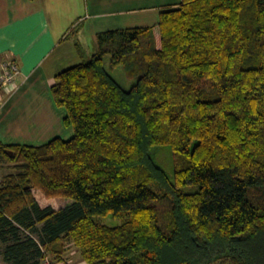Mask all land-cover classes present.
I'll use <instances>...</instances> for the list:
<instances>
[{"label":"trees","instance_id":"trees-1","mask_svg":"<svg viewBox=\"0 0 264 264\" xmlns=\"http://www.w3.org/2000/svg\"><path fill=\"white\" fill-rule=\"evenodd\" d=\"M76 47L51 87L72 138L0 140L4 262L264 264V0H182Z\"/></svg>","mask_w":264,"mask_h":264},{"label":"crops","instance_id":"crops-1","mask_svg":"<svg viewBox=\"0 0 264 264\" xmlns=\"http://www.w3.org/2000/svg\"><path fill=\"white\" fill-rule=\"evenodd\" d=\"M58 1L0 0V74L7 61L16 62L20 68L19 89L9 96L0 91V129L17 139L23 131L29 134L42 125L50 127L63 122L65 113L54 108L49 95L38 94V84L45 85V78H50L46 86L51 90L56 75L68 69L62 66L73 55L68 48L64 50L71 40L67 36L78 25L79 36L86 17L89 21L98 20L99 28L93 32L97 36L105 31L153 27L159 23L162 12L179 8L182 3V0H91V12L85 17L79 13L78 22L68 32L67 28H61V16L54 5ZM78 36L74 39L75 47L77 41L80 43ZM78 55L81 58L79 52ZM0 140L7 144L20 143ZM36 191L35 197L44 206ZM68 258L70 264H86L75 250ZM0 264H7L3 257Z\"/></svg>","mask_w":264,"mask_h":264},{"label":"rangeland","instance_id":"rangeland-1","mask_svg":"<svg viewBox=\"0 0 264 264\" xmlns=\"http://www.w3.org/2000/svg\"><path fill=\"white\" fill-rule=\"evenodd\" d=\"M54 5L56 9H58L59 15L61 16V21H62L61 28H64V27L67 28L66 30H68V32L69 30H71L72 26L76 22H78L80 17H85L87 16L88 13L91 12V0H59L58 3H54ZM78 14L80 17H76ZM85 19L86 20L84 23V28H82V32L81 34H79L78 40L80 41L85 54L87 56H91L92 54H94L96 50V38H95L96 35H93V32L94 30H98L99 28L97 26L98 20L89 21L87 20V17ZM54 27L57 28L58 26H54ZM72 37H71V40L67 41L66 46H64L65 47L64 50L68 48L69 53L71 52L73 54L72 58H69L66 64L65 63L64 65L62 64L64 68L73 67L81 62V58L78 55V51L74 43L75 37L74 36ZM111 61H112V55L111 54L106 55L105 56L106 69L125 90H130L133 87V85L137 82V79L130 78L127 75L125 68L122 65L112 68ZM46 67H48V65H46L45 68ZM43 71L45 74L48 72V70H42V72ZM45 76L47 77V75ZM48 79L50 78H45L44 80L45 85L43 83L38 84V94H40L41 96L44 95L45 97L49 95L52 102L54 103V108L56 107L57 109H61L60 113L62 114L65 113L66 115L65 108H60L55 105V102L52 98L51 90L48 89V86H46ZM17 132L18 131H16V133ZM73 135H74V130L72 128L65 126L63 122H61V124H57V126L51 125L50 127H44V125H42V127H40L39 129L35 131L31 130L29 134H27V131H23L19 135L18 139L15 137H11L10 135H7L3 131V129H0V138L4 140L5 142H20V143H25V144L35 145V146L43 145L55 137H60L65 140H68V139H71ZM157 162L160 163L168 173H171V169L169 168L170 159L167 153L162 152L158 156ZM36 195L40 196L41 202L44 206L56 205L57 202L55 201H58L60 203H63L64 201L63 199H53V200L47 199L40 190L36 191ZM102 220L104 223L109 224V225H117L119 223V221L114 220L111 216L103 218ZM1 250H2V246L0 244V257H2Z\"/></svg>","mask_w":264,"mask_h":264},{"label":"built area","instance_id":"built-area-1","mask_svg":"<svg viewBox=\"0 0 264 264\" xmlns=\"http://www.w3.org/2000/svg\"><path fill=\"white\" fill-rule=\"evenodd\" d=\"M2 73L0 74V91L5 95H12L19 86L17 84L20 75V68L16 62L7 61L3 63ZM43 264H53L49 257H46Z\"/></svg>","mask_w":264,"mask_h":264}]
</instances>
